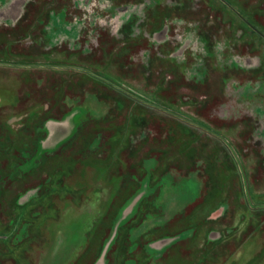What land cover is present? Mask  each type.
Instances as JSON below:
<instances>
[{"label": "rangeland", "instance_id": "rangeland-1", "mask_svg": "<svg viewBox=\"0 0 264 264\" xmlns=\"http://www.w3.org/2000/svg\"><path fill=\"white\" fill-rule=\"evenodd\" d=\"M0 264H264V0H0Z\"/></svg>", "mask_w": 264, "mask_h": 264}]
</instances>
